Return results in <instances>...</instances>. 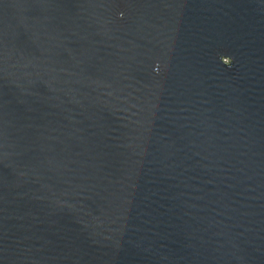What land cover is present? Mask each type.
Instances as JSON below:
<instances>
[{"label": "water", "instance_id": "95a60500", "mask_svg": "<svg viewBox=\"0 0 264 264\" xmlns=\"http://www.w3.org/2000/svg\"><path fill=\"white\" fill-rule=\"evenodd\" d=\"M0 264H264V0H0Z\"/></svg>", "mask_w": 264, "mask_h": 264}]
</instances>
